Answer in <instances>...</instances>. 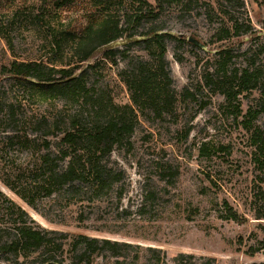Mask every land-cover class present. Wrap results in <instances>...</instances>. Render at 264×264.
<instances>
[{
	"label": "rangeland",
	"instance_id": "374dc122",
	"mask_svg": "<svg viewBox=\"0 0 264 264\" xmlns=\"http://www.w3.org/2000/svg\"><path fill=\"white\" fill-rule=\"evenodd\" d=\"M146 1L140 6L137 0H0V96L2 106H14L13 127L21 137L14 145L3 143L7 126L0 125L3 180L21 193L31 187L27 171L34 168V151L23 145L25 134L53 144L76 121L85 136L96 121H127L132 127L102 159L108 183L99 191L90 181L75 190L80 194L68 197L62 190L34 198L30 207L0 182V238L13 235L21 221L5 201L10 200L28 215V226L97 239V252L82 255V248L72 249V238L53 237L45 255L15 263L4 254L0 264L264 262V233L259 230L264 220L255 219L264 172L253 162L250 141L253 131L264 128V0H243L244 7L233 13L240 22L250 20L253 34L225 41L215 33L227 18L220 13L208 17L204 10L215 0H187L190 6L184 0H160V6L157 0ZM95 15L118 22L122 37L79 63L76 44ZM153 31L173 37L165 39L163 56L173 99L160 116L148 102L136 107L125 82L137 78L139 63L148 76L156 66L161 50L151 41ZM143 35L139 43L128 38ZM189 37L205 49L189 43ZM13 62L55 70L79 65L73 75L79 85L72 90L67 81L54 89L34 78L29 84L18 82L2 71ZM246 68L258 71L259 89L228 103L225 82L216 90L220 79ZM214 70L219 76L213 74L206 83L204 75ZM230 85L236 86L233 81ZM185 89L196 99L184 98ZM225 204L240 222L225 219ZM104 240L129 247L116 258L103 249ZM59 244L61 250L55 246ZM251 248L257 252L250 257Z\"/></svg>",
	"mask_w": 264,
	"mask_h": 264
},
{
	"label": "trees",
	"instance_id": "16d2710c",
	"mask_svg": "<svg viewBox=\"0 0 264 264\" xmlns=\"http://www.w3.org/2000/svg\"><path fill=\"white\" fill-rule=\"evenodd\" d=\"M47 1L48 0H44V4H46ZM137 2L140 6L148 4L146 0H137ZM184 2V6L189 5L187 0H184ZM157 3L158 6H160V0H157ZM214 3V5L213 3H209L207 5L208 9H204L207 16L211 17L220 13L227 18V22L216 30L215 35L218 37V40L225 41L253 34V26L249 19L240 22L233 16L236 10H240V8L244 7L243 0H215ZM129 22L130 19L126 24ZM122 32L123 29L119 28L118 22H112L103 15L90 17L83 27L78 43L76 44V54H82L79 63L89 60L98 48L121 38ZM149 34L152 36L151 41L158 45L161 50L159 60L150 76H148L149 74H144L143 64L139 63L140 67L137 78L131 80L127 77L125 82L130 90L132 103L136 107H140L141 104L148 102L153 107L154 114L160 116L164 113L167 105L170 104L173 99V92H168L171 80L163 67V56L165 52L164 42L165 39H173V37L169 34L160 35L158 31H153ZM145 36L143 35L141 39L134 36H129L128 38L132 43H139L140 41H144L143 37ZM78 69L79 65L75 66L73 69L55 70L36 62H13L9 67L2 68V71L12 79L26 84L31 83L33 78L37 79L41 84L44 81L46 83H52V89L62 87L61 84L63 81H67V83L74 85L72 90H75L77 89V85H79L78 82L80 79L73 78V75ZM55 74L60 77L56 79V77H53ZM213 74L219 76V71L214 70L212 73L208 71L203 77L204 81L208 83ZM222 78L223 79H220L219 82L221 85H217L218 87H216V90H221L225 82V85L229 87V91H223V94L228 103L244 93L251 94L253 91L259 89V73L257 70L252 71L246 68L235 75ZM156 80L157 83L155 87L151 88L152 82ZM232 81L236 84L235 88L230 85ZM165 89H167V91H165ZM162 95L163 97H161ZM182 96L184 98L189 96L194 100L196 99L195 93L190 92L188 89L183 91ZM2 102L3 99L0 96V125L4 123L7 126V129L3 130L5 133L2 136V140L3 143L8 142L10 145H14L15 141L21 138L20 133H16L14 131L16 129L13 127L17 121L15 119L16 112L11 103L7 104L8 106L5 108L2 106ZM131 113L133 114V111ZM80 125L79 121L73 122L70 128L65 130L62 136L53 144L47 139L41 141L35 136L29 137V135H23L25 140L23 145L27 146L30 144L34 151L32 156L35 162L34 168L27 171L30 173L28 177L31 181V187L29 190L24 191L25 193H21L15 191L9 181L3 180L2 177H0V182L30 207L33 206L34 198H49L62 190L68 191V197L80 194L81 192L77 193L75 190L81 189L84 185L91 184L89 183L90 181L97 187L98 191L103 189L108 183V175L106 174V166L102 164V159L111 154L115 145L124 134L132 130V127L127 121H122L120 123L108 122L106 124L96 121L92 123L90 133L85 136L79 130ZM189 133L190 129L186 131V135ZM250 141L251 146L254 148L253 162L260 171L264 172V128H258L253 131ZM260 195L262 205L255 215L256 220H264V193ZM5 201L9 208H13L19 213L21 221L15 228L13 235L0 238V262L2 260L1 256L4 254L12 255L13 259H15V263H17L19 259H28L34 254L40 253V255H45V250L48 249L51 244H54L53 237H59L61 240L72 238V249L76 251L79 247V249L82 248V255L88 253L92 255L97 252V246L100 243L97 239H91L82 235L75 236L35 229L27 225L26 220H29V217L21 208L10 200ZM225 212L226 220L240 222L241 218L235 211L229 208L227 204H225ZM259 230L264 233V226H259ZM101 244L104 250L110 252L111 255L116 258L121 256L120 252L122 249L129 247L125 244L122 245L107 240L102 241ZM55 246L57 250H61L62 248V244ZM249 252L248 255L251 257L257 251L251 248ZM180 258H183V256H180ZM175 261L178 263L177 260ZM57 264H62V262L58 261ZM258 264H264V262Z\"/></svg>",
	"mask_w": 264,
	"mask_h": 264
},
{
	"label": "water",
	"instance_id": "95a60500",
	"mask_svg": "<svg viewBox=\"0 0 264 264\" xmlns=\"http://www.w3.org/2000/svg\"><path fill=\"white\" fill-rule=\"evenodd\" d=\"M187 41L200 49H205V45H203L202 43H200L198 40L194 38L189 37Z\"/></svg>",
	"mask_w": 264,
	"mask_h": 264
}]
</instances>
